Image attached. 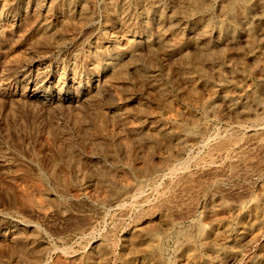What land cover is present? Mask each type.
<instances>
[{
    "label": "rangeland",
    "instance_id": "1",
    "mask_svg": "<svg viewBox=\"0 0 264 264\" xmlns=\"http://www.w3.org/2000/svg\"><path fill=\"white\" fill-rule=\"evenodd\" d=\"M235 1L0 0V264H264V0Z\"/></svg>",
    "mask_w": 264,
    "mask_h": 264
},
{
    "label": "bare ground",
    "instance_id": "2",
    "mask_svg": "<svg viewBox=\"0 0 264 264\" xmlns=\"http://www.w3.org/2000/svg\"><path fill=\"white\" fill-rule=\"evenodd\" d=\"M191 1V3L193 4V5H189L190 7H189V11H195L194 9H195V6H197V4H198V2L200 1V0H190ZM235 1V0H234ZM203 2V1H202ZM201 2V3H202ZM227 2V1H226ZM236 2V1H235ZM200 3V2H199ZM177 4V3H176ZM203 4V3H202ZM200 5V4H199ZM204 5V4H203ZM230 5V4H229ZM199 8V7H198ZM198 8H196V9H198ZM240 9V8H239ZM187 10V9H186ZM185 10V11H186ZM175 13V12H174ZM172 16H174V14H172ZM203 20V19H202ZM207 20V19H206ZM200 21H201V19H200ZM203 22H205L204 20H203ZM202 24V23H201ZM205 25L207 26V22H205ZM262 26V25H261ZM208 27V26H207ZM205 28V27H204ZM205 30V32H207L206 30L207 29H204ZM214 53V52H213ZM169 60V59H168ZM217 68V67H216ZM261 103V102H260ZM212 104V103H211ZM193 127V126H192ZM171 129V128H170ZM180 133V132H179ZM257 134V133H256ZM192 136V135H191ZM258 136V135H257ZM193 137H194V135H193ZM178 144H179V142H178ZM176 145V144H175ZM241 160V159H240ZM262 163V162H261ZM243 168V167H242ZM140 169H141V167H140ZM154 169V168H153ZM231 169V168H230ZM174 171V170H173ZM233 176V175H232ZM194 180V179H193ZM130 184V183H129ZM114 190V189H113ZM141 194V193H140ZM141 198V197H140ZM253 200V199H252ZM249 208V207H248ZM251 208V207H250ZM262 211V210H261ZM186 213V212H185ZM187 214H189V213H187ZM262 216V215H261ZM148 217V216H147ZM181 217V216H180ZM259 218V217H258ZM257 223V222H256ZM182 225V224H181ZM226 225V224H225ZM227 227V226H226ZM147 229V228H146ZM199 229H201V228H199ZM221 229V228H220ZM154 231V230H153ZM198 231H200V230H198ZM202 231V230H201ZM229 231V230H228ZM200 233V232H199ZM206 233V232H205ZM216 233V232H215ZM197 234V233H196ZM190 235V234H189ZM204 235V234H203ZM186 237V236H185ZM191 237L193 238V236H192V234H191ZM214 237V236H213ZM252 237V236H251ZM128 238V237H127ZM217 238H218V236H217ZM159 239V238H158ZM158 239H157V236L156 235H149V236H147V238H146V240H144V242H143V244H144V246H146L149 250H153V251H155L156 249H159V241H158ZM198 239V238H197ZM252 240V239H251ZM20 241V240H19ZM203 241V240H202ZM205 241V240H204ZM206 241H207V239H206ZM205 241V242H206ZM218 241V240H217ZM245 242H246V240H245ZM161 243V242H160ZM207 243H209V242H207ZM193 244V243H192ZM227 244V243H226ZM205 246V247H207L206 249H208V247L210 248V246H208V244H204V243H202L200 246ZM213 245V244H212ZM2 246V245H1ZM140 246V245H139ZM225 246V245H224ZM16 247V246H15ZM161 247V246H160ZM212 247V246H211ZM229 247V246H228ZM227 247V248H228ZM1 248V247H0ZM213 250H215V251H217L216 253L218 254V250H219V248L218 247H214V245H213ZM17 249V248H16ZM205 249V248H204ZM221 249V248H220ZM198 250V249H197ZM211 250V249H210ZM222 251V250H221ZM19 252V251H18ZM151 253H152V251H150ZM227 252V251H226ZM240 252V251H239ZM155 253V252H154ZM161 252H159L157 255H159ZM194 253V252H193ZM215 253V252H214ZM215 253V254H216ZM191 254V253H190ZM216 254V255H217ZM22 256H23V254H22ZM21 256V257H22ZM28 256V255H27ZM161 257V256H160ZM193 257V256H192ZM191 258V257H190ZM194 258V257H193ZM159 259V258H158ZM161 259H163V258H161ZM190 260H192V259H190ZM76 261V260H75ZM196 261V260H195ZM261 261V260H260ZM264 261V260H263ZM193 262V261H192ZM158 263H159V260H158ZM165 264V263H164ZM256 264V263H255ZM262 264V263H261Z\"/></svg>",
    "mask_w": 264,
    "mask_h": 264
}]
</instances>
